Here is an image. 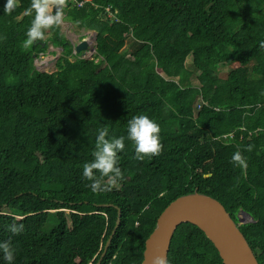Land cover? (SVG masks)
<instances>
[{
	"label": "trees",
	"instance_id": "16d2710c",
	"mask_svg": "<svg viewBox=\"0 0 264 264\" xmlns=\"http://www.w3.org/2000/svg\"><path fill=\"white\" fill-rule=\"evenodd\" d=\"M63 1L80 28L128 38L130 54L97 45L96 63L68 62L74 48L56 27L29 54L61 46L57 70L31 65L21 75L13 33L26 38L31 0H18L11 14L0 0V241L11 242L14 264H96L114 230L115 207L121 222L101 264H141L161 212L193 192L224 207L264 264V0H89L81 8ZM188 57L193 71L184 67ZM226 67L233 69L220 80ZM137 115L161 129L160 153L143 160L127 140L128 121ZM101 128L107 138L125 137L118 154L123 179L111 186L103 178L110 190L96 193L82 169ZM237 151L246 169L231 162ZM240 212L251 222L241 223ZM12 223L24 231L13 235ZM166 264L222 261L185 223L172 236Z\"/></svg>",
	"mask_w": 264,
	"mask_h": 264
},
{
	"label": "clouds",
	"instance_id": "9594fccd",
	"mask_svg": "<svg viewBox=\"0 0 264 264\" xmlns=\"http://www.w3.org/2000/svg\"><path fill=\"white\" fill-rule=\"evenodd\" d=\"M74 2L77 3L78 1L74 0ZM17 4L18 0H5L3 12L11 14L15 11ZM49 9L48 0H31L29 7L25 10V15H30L33 18L25 33L26 38L22 44L24 48H28L35 41L43 39L46 30L63 22L62 14L59 11L52 14ZM260 47L264 49V41L260 43ZM160 131L159 124L147 115L133 116L128 121L127 140L134 144L136 159L143 160L145 157H152L160 153L162 148ZM108 135L106 128L98 130L95 151L92 154L93 158L90 162L85 163L82 169L83 177L91 182L88 187L96 193L110 190V187H106L102 183L103 178H107L111 186L118 185L123 179L122 170L118 166V154L123 152L125 148V137L107 138ZM245 150L251 151L252 146L249 145ZM231 162L244 169L247 168V163L239 151L232 155ZM7 230L13 235H18L24 231V225L12 223L8 225ZM15 259L16 252L11 242L0 241V264H14ZM155 264H164V261L162 258H157Z\"/></svg>",
	"mask_w": 264,
	"mask_h": 264
},
{
	"label": "water",
	"instance_id": "95a60500",
	"mask_svg": "<svg viewBox=\"0 0 264 264\" xmlns=\"http://www.w3.org/2000/svg\"><path fill=\"white\" fill-rule=\"evenodd\" d=\"M60 9L58 4L53 7V11ZM86 49V41H83L76 46V53ZM115 209L117 220L114 230L96 264L103 261L120 225L121 211L117 207ZM185 223L195 226L205 235L217 250L222 264H258L245 237L224 207L215 199L197 192L178 197L161 212L145 240L141 264H155L157 258H162L166 264L172 236L177 227Z\"/></svg>",
	"mask_w": 264,
	"mask_h": 264
},
{
	"label": "rangeland",
	"instance_id": "374dc122",
	"mask_svg": "<svg viewBox=\"0 0 264 264\" xmlns=\"http://www.w3.org/2000/svg\"><path fill=\"white\" fill-rule=\"evenodd\" d=\"M74 1V0H72ZM89 0L83 1L82 3L80 2H73V4L71 5V7H77V8H81L83 6L84 3H86ZM49 5H50V9L49 11L52 14H55L57 11H59L62 14L63 17V22L58 25V26H53L52 28L48 29L45 31L44 34V42L47 41L48 37H51V35H53L54 30L56 27H58L59 32L61 35H63V37L65 38V40L70 43V45L74 48L72 50V52L70 54H67L66 59L68 60V62H73L76 61V63H80L82 64L84 61H90L93 60L92 55L94 54L95 48L97 45H101L104 48H107L112 51H114L115 54L123 57L124 55H129L130 54V46H129V40L128 38L123 39L122 41H117L116 39L110 40L107 37H96V33L94 31H91L89 29H85V28H80L78 25L75 24V22L71 21L70 16L67 15L68 11L66 9L67 5L66 3H64L63 0H48ZM60 5L61 9L57 10V11H53V7L54 5ZM66 9V10H65ZM110 15L107 16V18H109ZM107 18H103V20H108ZM111 22V20H110ZM135 32H137V30L133 29L130 32V36H133L135 34ZM256 32V28L252 29L250 31L251 34H254ZM13 40L17 45V49H18V53L20 55V59L18 60V62H16L17 67L19 66V72L21 73V75L24 74V72L29 69V67L32 65L36 70H38L39 72H43V73H53L57 70V63L58 60L61 58V56L63 55V49L61 46H57V47H52L51 44H49L47 46V49L44 51V53H39L37 55H32L29 54L30 51H32V45L29 46L28 48H24L22 46L23 41L25 38L21 37L20 35H18L17 33H13ZM85 37V38H83ZM86 41L87 44V50L82 52L79 57L74 56V54H78L76 53V46L79 45L81 42ZM76 59V60H75ZM94 63H96V60H93ZM79 64V65H80ZM184 67L185 69H187V71H193V67L191 66V59L190 57L186 58L185 63H184ZM233 68L231 67H226L224 69H221L218 74V78L220 80H224L227 76V73L229 72V70L231 71ZM159 73H161L159 70H157ZM194 73H196L197 76H199V72L194 70ZM195 78V76H194ZM196 79V78H195ZM171 80L173 81L174 84H176L177 81V75L172 76ZM194 80V79H193ZM177 85V84H176ZM229 91L228 87H224L223 88V93L224 95H226ZM176 93V91L174 92V94ZM173 95H169L170 98H173ZM47 219V222L53 221V216H49ZM239 218L240 221L242 223H247V222H251V218L249 216H247L245 213L240 212L239 213ZM55 225V223H51L49 226H46L47 230H50V228Z\"/></svg>",
	"mask_w": 264,
	"mask_h": 264
}]
</instances>
